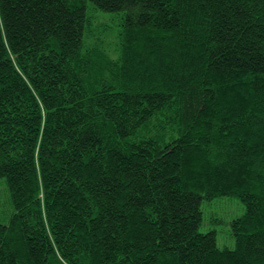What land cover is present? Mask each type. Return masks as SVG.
I'll list each match as a JSON object with an SVG mask.
<instances>
[{"label": "trees", "instance_id": "trees-1", "mask_svg": "<svg viewBox=\"0 0 264 264\" xmlns=\"http://www.w3.org/2000/svg\"><path fill=\"white\" fill-rule=\"evenodd\" d=\"M2 179L0 264H264V0H0Z\"/></svg>", "mask_w": 264, "mask_h": 264}, {"label": "rangeland", "instance_id": "rangeland-1", "mask_svg": "<svg viewBox=\"0 0 264 264\" xmlns=\"http://www.w3.org/2000/svg\"><path fill=\"white\" fill-rule=\"evenodd\" d=\"M100 17L96 18L94 21L95 36L92 37L91 41L103 40V46L109 51L114 48L118 43V34L120 31V17L111 14L99 12ZM107 20L106 26H102L103 21ZM106 32H103V29ZM116 48V47H115ZM114 48V49H115ZM4 180H0V222L8 220L9 214L7 210V193L4 188ZM245 212L243 204L237 199L232 197H219L211 202L203 203V223L200 227L202 232L209 230H214L217 233L218 245L221 248L235 247V239L232 236V226L231 223L234 219L240 217Z\"/></svg>", "mask_w": 264, "mask_h": 264}]
</instances>
